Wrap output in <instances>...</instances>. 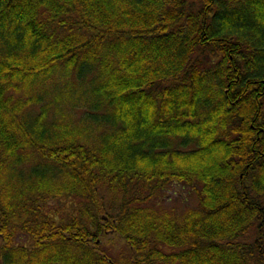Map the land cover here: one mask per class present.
<instances>
[{"label": "trees", "instance_id": "1", "mask_svg": "<svg viewBox=\"0 0 264 264\" xmlns=\"http://www.w3.org/2000/svg\"><path fill=\"white\" fill-rule=\"evenodd\" d=\"M0 264H264V0H0Z\"/></svg>", "mask_w": 264, "mask_h": 264}, {"label": "rangeland", "instance_id": "2", "mask_svg": "<svg viewBox=\"0 0 264 264\" xmlns=\"http://www.w3.org/2000/svg\"><path fill=\"white\" fill-rule=\"evenodd\" d=\"M176 190V189H175ZM177 192L175 193V194H172V193H170L169 194V197H173V198H177V200H178V198L179 199H183L182 197H181V193H182V191H178V190H176ZM23 238V237H22ZM116 242H114V241H112V243H110V242H108L107 243V246H106V249L107 250H112V251H110L109 253H111V254H114L115 253V248H116V244H115ZM100 248H101V245H100ZM114 250V251H113Z\"/></svg>", "mask_w": 264, "mask_h": 264}]
</instances>
